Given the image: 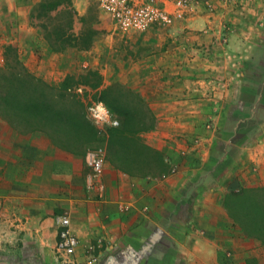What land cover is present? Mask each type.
Instances as JSON below:
<instances>
[{
	"label": "crops",
	"instance_id": "1",
	"mask_svg": "<svg viewBox=\"0 0 264 264\" xmlns=\"http://www.w3.org/2000/svg\"><path fill=\"white\" fill-rule=\"evenodd\" d=\"M41 1L0 0V59L12 45L18 58L35 62L36 76L56 83L62 78L48 66L64 55L49 51L37 30L33 11ZM97 1L68 0L74 20L84 19ZM172 2L159 6L170 11ZM90 25L110 44L128 40L153 48L167 38L174 43L173 51L159 53L167 69L134 64L99 71L100 86L111 91L115 76L131 77L120 85L138 96L129 100L131 107L138 101L152 111L155 125L143 132L144 144L161 153L166 175L131 177L105 160L102 189L87 190L83 153L90 192L79 195L67 166L80 156L55 149L38 134L17 135L11 144L19 151L13 152L16 158L8 148L0 161V249L16 235L20 250L32 252L27 257L47 255L57 241L56 219L66 213L79 244L75 250L102 242L98 264H264L221 204L227 191L241 185L264 186V0H196L182 20L142 33L116 32L98 14ZM172 69L180 75L177 87L166 84ZM41 152L54 156L46 159L50 180L59 178L45 197L29 181L38 173ZM56 206L62 212L49 216Z\"/></svg>",
	"mask_w": 264,
	"mask_h": 264
},
{
	"label": "trees",
	"instance_id": "2",
	"mask_svg": "<svg viewBox=\"0 0 264 264\" xmlns=\"http://www.w3.org/2000/svg\"><path fill=\"white\" fill-rule=\"evenodd\" d=\"M63 2L68 0L41 1L37 4L38 13L56 15ZM44 28L40 25L37 30ZM71 38L76 36L71 34L63 40L56 30L53 39L48 33L41 36L49 51L61 53ZM62 42L66 44L60 46ZM10 53L16 55L15 47L5 46L4 61L0 65V119L16 134H38L55 149L72 156L83 155L90 145L102 141L106 162L121 173L131 177H155L164 173L166 164L161 153L140 140L141 133L154 127L152 117L145 120L140 116V102L131 107L125 92L102 88L99 76L90 70L75 77L66 74L56 84L46 83L19 66L18 59L12 65L7 59ZM73 85L93 90L97 100L115 115L117 125L106 128L103 140L97 137L95 127L88 121L83 100L72 92ZM221 204L235 230L264 246V186L241 185L227 191Z\"/></svg>",
	"mask_w": 264,
	"mask_h": 264
},
{
	"label": "rangeland",
	"instance_id": "3",
	"mask_svg": "<svg viewBox=\"0 0 264 264\" xmlns=\"http://www.w3.org/2000/svg\"><path fill=\"white\" fill-rule=\"evenodd\" d=\"M97 14L100 15L97 8V3L96 5L93 4L90 6V12L81 21L74 20L73 14L69 9V4L66 2H63L61 4L60 12H58L56 15H54V13H44V14H42L41 12L38 13V6L37 5L35 6L33 11V17L36 20L35 23L36 27L38 28L40 25L45 26L44 29H39L40 37L43 36L44 33H48L49 38L53 39L55 30L58 31V33L60 31V34L63 36V40H65V36H70L71 34L73 36H76V39L71 38L70 41L67 43L68 45L65 46L64 51L62 52L64 56L60 60H58L57 63L52 60L50 61L51 64L48 66L49 70H52V66H53V68L58 70L60 78H63L66 74L74 75L75 77L77 74H84L86 70H90L97 73V75L99 76L100 84H102V74L99 73V71L105 73L108 72L107 71L108 68L110 70H113L114 72V70L120 68H124V69L129 68L132 65L136 64L142 67L148 66V68L162 67L167 69L166 67L167 63L165 62L162 63V61L159 60V53L164 51H170V52L173 51L174 43L170 41L171 39L167 38V41L164 40L161 43H156L153 45V48L152 47L146 48L145 45H143V47L142 46L136 47L134 46L133 42H129L128 40L117 41L112 44L107 43L103 39L101 32L91 28L90 24L92 22H96ZM3 33H5V30L3 27L0 26V35ZM16 35L19 36L17 33ZM65 44H66L65 42H62L60 46H64ZM45 46L46 48H48L47 45ZM16 55L10 53L7 56V59L11 61L10 63L13 65L12 61L14 59H18L19 66L24 67L27 71L34 74L32 70L35 69L36 67L35 62H33L32 60H28L26 59V57L24 58L22 56L18 58V56ZM3 61H4V56L2 60L0 59V65L3 64ZM135 61H137L138 63H135ZM124 69H122V71ZM169 72H170V74L168 75L169 80L166 79L167 80L166 84L169 87H177V83L180 82V75L178 76L174 69L170 70ZM62 74H64L63 77H61ZM36 77L40 78L42 81L46 83H53L52 81L48 80L49 77H47L46 79L43 78L42 75H37ZM52 77L55 78L58 77V75L54 74L50 76V78ZM129 78L131 77L127 75L115 76L116 80L111 79L109 83L112 86L113 85L117 86L115 88L116 91L119 90L123 93L125 92V94H127L130 100L135 97L138 98V96L128 87L120 85L123 84L124 82L125 83L129 82ZM158 79L162 81L160 77H158ZM73 86L74 87L72 88V92L76 93L83 100V103L87 94H93L94 96L97 97L95 92L87 87L77 86V85H73ZM102 106L104 107L103 104ZM151 112L152 111H150L149 108L145 106L143 103L140 104V108H139L140 116H142V118H144L145 120L148 119L151 120L152 117L151 121L155 125V117L154 115H152ZM109 115L115 118L114 114L109 113ZM87 119L90 122V124H92L95 127L97 137L103 140V138L105 137V130L107 127L110 126L106 124L103 125L95 124L94 120L88 114H87ZM248 131H251V129L246 130V132ZM148 132L150 131L147 130V133ZM144 134L145 133L140 134L141 135L140 140L143 143L146 140V138L143 136ZM17 135L18 134H16L3 120L0 119V161L2 160V156H6V154L2 152L3 151L6 152L8 148L9 151L12 152V155H14L13 153L14 151L17 152V154L19 153L18 149L14 146L12 147L11 145L12 142L16 140V137H18ZM97 148H100L104 151V158H105V147H104V142L102 141L98 143H93L86 150L97 149ZM50 157L52 158L54 156L53 155L49 156L47 152L46 155H43V153L41 152L40 156L38 157V159H41V163L37 167L38 173L36 174V176L34 177L31 176V178H29V181L32 185L38 184V188L41 194L40 197H45L44 191L46 190L47 187L49 188V190L52 191L51 185H56L59 182L58 180L59 178L58 179L56 178V180L52 181L50 180V177L47 174L48 165L46 164V159ZM14 158H16V156ZM74 159L75 160H73L71 164H68L67 166L71 168V171H68L67 174L68 177L72 179V182L74 181V179L76 180L74 181L76 183L71 184L73 187L76 188L73 191V193L81 195V190L87 191L84 187L85 170L82 162V155H80V159L77 158ZM63 169L64 168L62 166L61 167L62 173H63ZM9 170H12V166L9 167ZM13 173L15 172L13 171ZM32 189L33 187L31 186L30 191ZM88 192L90 191H87V193ZM31 193H34V191H32ZM57 197L59 199L60 195H57ZM57 206H59L58 203ZM57 206L54 207V210L50 212L49 216L55 213L62 212V209H59ZM14 239L11 240V242L10 241L5 242L4 246H1L0 254L4 257L2 260L4 264H86L87 261L91 259H92L91 264H98L97 261L98 253L102 248V242L93 241L91 242V244H89V246L75 250L73 256L66 258L63 257L60 253L56 252L55 244H54L49 247L48 249L49 251L47 255H44L46 253L41 251L40 256H38V254L36 253L34 259L31 257H27V254L28 256H30L32 252L27 253L26 250L25 251L20 250L22 247V243L19 241V239L16 238V235ZM245 240L249 242L250 246L258 249L257 251L259 252V255H261V258L263 259V263H264V246L260 245L256 241H252L247 238H245ZM225 255L230 258L231 253L229 254L227 252L225 253ZM252 263L253 262H250V264ZM253 264H257V262H254Z\"/></svg>",
	"mask_w": 264,
	"mask_h": 264
},
{
	"label": "built area",
	"instance_id": "4",
	"mask_svg": "<svg viewBox=\"0 0 264 264\" xmlns=\"http://www.w3.org/2000/svg\"><path fill=\"white\" fill-rule=\"evenodd\" d=\"M163 0H98L97 8L114 31L121 34L130 32L142 33L152 28H166L175 21L182 20L189 6L196 0H173L172 9L169 11L159 3ZM86 113L97 125L116 126L113 118L93 94H87L84 100ZM84 164L87 169V190H101L102 178L108 175L104 151L100 148L88 149L84 152ZM169 170V173L173 172ZM165 174L159 177L163 178ZM119 209H122L119 207ZM57 241L56 252L63 257H71L75 253L77 240L69 229L68 216L62 214L56 219ZM88 260L86 264H91Z\"/></svg>",
	"mask_w": 264,
	"mask_h": 264
}]
</instances>
